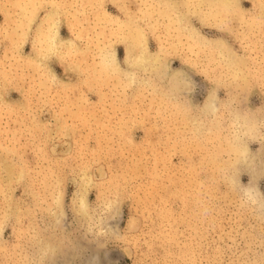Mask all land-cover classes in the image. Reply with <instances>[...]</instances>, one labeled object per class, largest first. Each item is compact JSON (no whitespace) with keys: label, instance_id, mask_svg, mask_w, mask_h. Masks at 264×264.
I'll use <instances>...</instances> for the list:
<instances>
[{"label":"rangeland","instance_id":"obj_1","mask_svg":"<svg viewBox=\"0 0 264 264\" xmlns=\"http://www.w3.org/2000/svg\"><path fill=\"white\" fill-rule=\"evenodd\" d=\"M227 5L0 0V264H264V0Z\"/></svg>","mask_w":264,"mask_h":264},{"label":"bare ground","instance_id":"obj_2","mask_svg":"<svg viewBox=\"0 0 264 264\" xmlns=\"http://www.w3.org/2000/svg\"><path fill=\"white\" fill-rule=\"evenodd\" d=\"M218 2H220V5H221V3H222V5L224 6V7H227V12H229V10H231V11H233L234 9H233V7H232V5H230V7H228V5H227V3L228 2H230V3H236L237 2V0H218ZM214 5H217L216 3L214 4ZM233 6H236V5H233ZM133 33V32H132ZM135 33V32H134ZM136 33H138V32H136ZM138 36H139V34H138ZM141 36V35H140ZM137 39H138V37H137ZM139 40L140 39H138V42H139ZM134 43V42H133ZM139 43L137 44V46H136V49L139 47ZM132 49H130V51H131ZM227 57H229V62H234V63H237L238 62V59H240V57L236 54H234L233 52H232V50L227 46ZM134 58V57H133ZM135 59H137V56H135ZM228 61H227V63H229ZM242 73V71H239V73L237 72V73H235V74H233L234 76L233 77H238L240 74ZM233 82H231V84H236V82L237 81H235V79H233L232 80ZM210 104V103H209ZM252 115H248V116H246L245 117V120H244V122H242V123H240L242 126H243V128L241 129V127H239L240 128V132L241 133H243V134H241V135H245V134H247L248 132H250L251 131V128H252V126H253V124H252V117H251ZM256 120H254V122H255ZM260 141L262 142V145L260 146V149H262L263 147H264V133L260 136ZM245 151V149L241 146V148H239V152H240V155H242L241 153L242 152H244ZM243 156V155H242ZM244 158H246V156H243ZM243 157H240L241 159H243ZM250 159V158H249ZM249 159H246L247 161L245 162V165H246V167H248V166H250V163L252 164V162L249 160ZM250 168V167H249ZM264 170V161L263 160H261L260 161V167H259V171L260 170ZM258 172V171H257ZM248 191V190H247ZM249 191H250V189H249ZM248 196H250L251 197V199H252V201H254L253 199H254V195H253V193H251V192H249L248 193Z\"/></svg>","mask_w":264,"mask_h":264}]
</instances>
